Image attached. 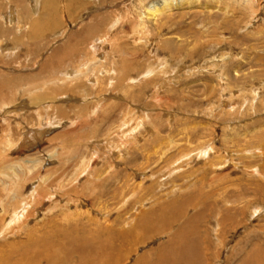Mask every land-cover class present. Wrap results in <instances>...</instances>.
<instances>
[{
    "label": "rangeland",
    "instance_id": "rangeland-1",
    "mask_svg": "<svg viewBox=\"0 0 264 264\" xmlns=\"http://www.w3.org/2000/svg\"><path fill=\"white\" fill-rule=\"evenodd\" d=\"M150 1L0 0V264H161L180 226L171 264H264V0H179L145 32ZM183 198L170 230L112 237Z\"/></svg>",
    "mask_w": 264,
    "mask_h": 264
},
{
    "label": "bare ground",
    "instance_id": "bare-ground-1",
    "mask_svg": "<svg viewBox=\"0 0 264 264\" xmlns=\"http://www.w3.org/2000/svg\"><path fill=\"white\" fill-rule=\"evenodd\" d=\"M178 1L179 0H152V1H150L148 4H147V13H145V14H141V16H140V18H138L139 19V22L140 23H136L138 26H141V27H143L145 24H147L146 23V19H147V17L148 18H150V19H157V17H159V16H161V15H164V14H167V13H169V11H172L174 8V5H176V4H178ZM170 22V21H169ZM168 22V23H169ZM34 25L35 26H38V24H37V21H35L34 22ZM136 27L137 26H135V29H136ZM146 27H148V29H149V26H146ZM145 27V28H146ZM144 28V27H143ZM142 28V29H143ZM143 29V30H145V32L147 31L146 29ZM137 32H138V36L139 35H142V33H141V30L140 31H138V29H137ZM143 32V31H142ZM167 41V40H166ZM99 42H101L100 40H99ZM163 42V41H162ZM164 43V42H163ZM162 43V44H163ZM166 43V42H165ZM170 44V43H169ZM165 47V46H164ZM172 47V46H171ZM98 48V47H97ZM98 50V49H97ZM86 64V63H85ZM77 68H81V65H78L77 66ZM77 70H79V69H77ZM81 70V69H80ZM104 70V69H103ZM73 71V70H72ZM78 72V71H77ZM76 72V73H77ZM104 72V71H103ZM68 72H66V74H67ZM75 72L74 73H68L70 76L69 77H71L72 76V74H76ZM146 75V74H145ZM68 77V76H67ZM68 77V78H69ZM132 81V80H131ZM55 117V116H54ZM48 120V119H47ZM53 121V120H52ZM52 121H51V119H49L48 120V125L49 124H53L52 123ZM56 121V120H55ZM141 121H138V123H140ZM55 123V122H54ZM45 125V124H44ZM140 124L138 125V126H136V128L139 130L140 129ZM141 126H143V124H141ZM49 127V126H48ZM41 128H42V131H43V126H41ZM145 128V127H144ZM137 133V132H136ZM44 134H45V132H44ZM131 134V133H130ZM34 134H30V135H28V139H35V136H33ZM43 135V134H42ZM125 138H126V140H125ZM125 138H121L120 139V141H122V142H126L127 141V137H125ZM129 139V138H128ZM26 141V140H25ZM29 141V140H28ZM122 142H120V143H122ZM124 145H125V143H124ZM127 145V144H126ZM119 146H120V144H119ZM117 149L118 150H120L121 149V147H118L117 146ZM110 153H112V155H113V152L111 151ZM207 156V155H206ZM94 157V156H93ZM94 162H95V158H92L91 160H90V162H88V163H85V165L84 166H86L84 169H82L81 170V172H80V175L82 176V174H83V172L85 173L86 171H88V168H89V166H90V164H94ZM216 162V161H215ZM116 164H118V162H116ZM85 170V171H84ZM64 173V172H63ZM95 174H93L92 175V173L90 174L92 177H96V176H101L102 175V172L100 173L99 171H98V173L96 174V172H94ZM62 174V173H61ZM84 175V174H83ZM63 177H64V174H63ZM59 178L60 179H62L61 178V175H59ZM59 179V180H60ZM98 178L96 177V180H97ZM205 184V183H204ZM203 184V185H204ZM48 185H50V189L48 188H46V189H44V188H42V187H40L39 189H35L36 191H37V196H39V197H42L43 198V195H51L52 197L54 196V195H60V198L62 199V198H65V197H67V201L69 202V204H71L72 202H75L74 204H75V206H76V204H83V200L81 199V201H80V198H78V199H76V198H74L73 196H72V194H70V192H68V191H66V189L63 191V188H61V192L60 193H58V192H56V191H53V193L51 192V183H48L47 184V186ZM94 185V184H93ZM202 185V186H203ZM206 185V184H205ZM204 185V186H205ZM57 186H59V185H57ZM35 187V186H34ZM61 187V186H60ZM133 188H134V186H133ZM136 188V187H135ZM139 188V187H138ZM137 188V189H138ZM33 189V190H34ZM77 189V187L74 189V190H76ZM32 190V189H31ZM69 190V189H68ZM95 190V189H94ZM35 191V192H36ZM78 192H80V190H77ZM34 192V191H33ZM46 193V194H45ZM195 193V192H194ZM193 193V194H194ZM36 194V193H35ZM212 194V193H211ZM22 195V194H21ZM34 195V194H33ZM98 195V194H97ZM96 195V196H97ZM200 195H202V194H199L196 198H199V197H201ZM35 196V195H34ZM45 197V196H44ZM83 196H81V198H82ZM143 197V196H142ZM13 198H15V197H13ZM46 198V197H45ZM45 198H43V199H45ZM203 198H205V195H204V197ZM201 199H202V197H201ZM206 199V198H205ZM76 200H79L80 202H78V203H76ZM93 200H94V198H93ZM185 199L183 198V199H181V200H173V201H171L170 203H166V204H162L161 206H159V208H157L156 210L154 209L153 211H143V212H141V214H138L137 215V217H135L134 219H136V221L135 222H129V223H131V224H129L130 226L126 229V228H120V229H115L114 231L115 232H113V234H112V237H115L116 238V242L121 246V247H123V246H125L128 242H136V241H140L141 243L142 242H147V240L148 239H150L151 237H152V235H154V234H157V233H161V232H163L164 231V229L166 230L167 228L170 230V227L172 228V226H173V222H170L172 219L173 220H175L176 219V216H178L179 214H181V211H182V208L184 209V204H185V201H184ZM28 201V200H27ZM192 200L190 199V201L189 202H191ZM203 201H205V200H203ZM35 202H37V201H35ZM143 202V201H142ZM187 202V201H186ZM94 203V202H93ZM145 203V202H144ZM26 204H27V202H26ZM25 203H19L18 205H17V207H16V211H14V215L15 216H17L18 214H19V217H20V213H22V217H25V214H26V212L27 211H29L28 210V207H24V209L26 210H24L23 208H20L21 207V205L22 206H25L26 205ZM29 204V203H28ZM20 206V207H19ZM28 206V205H27ZM11 207V206H10ZM76 209H77V207H75ZM243 208V207H242ZM12 209V208H11ZM69 210V209H68ZM181 210V211H180ZM216 210V209H215ZM214 210V211H215ZM218 211V210H217ZM240 211V210H239ZM11 212V211H10ZM76 212H78V211H75L72 215L74 216L75 214H76ZM63 213V212H62ZM67 213V212H66ZM161 213H165V214H161ZM240 213V212H239ZM69 214H70V212H69ZM107 214H109V213H107ZM106 214V215H107ZM126 214V213H125ZM215 214V213H214ZM31 214H29L28 216H30ZM15 216H12V217H14L15 218ZM28 216H26V217H28ZM60 216V215H59ZM174 216V217H173ZM18 217V216H17ZM70 217V216H69ZM197 217V216H196ZM56 218V217H55ZM61 218V217H60ZM22 219V218H21ZM127 219V218H126ZM20 220V219H19ZM109 220V219H108ZM10 221V220H9ZM123 221L125 222V220L123 219ZM12 222V221H11ZM19 222V221H18ZM8 223V222H7ZM136 223V224H135ZM120 224H122V223H120ZM119 224V225H120ZM114 225V224H113ZM172 225V226H171ZM63 226V225H62ZM118 226V225H117ZM55 227V226H54ZM108 227V226H107ZM159 227H160V229H159ZM181 228L179 229L180 231H178V232H174L172 235H171V237L169 238V240H168V242L166 243V244H164V245H161L160 247H158L157 249H156V257H157V262H158V259L160 260V261H162L161 262V264H163V262H168L169 264H171V261H176V263L181 259V253L182 252H184V250H185V252H186V250H190L189 249V245L192 243V242H195L194 240L195 239H193L192 238V234H191V231H189L188 230V232H186V229H187V226L186 227H184V226H180ZM55 228H57V227H55ZM54 228V229H55ZM62 228H64V226L62 227ZM73 228V227H72ZM112 228V227H111ZM196 228V227H195ZM58 230V229H57ZM57 230H56V232H57ZM178 230V229H177ZM59 231V230H58ZM109 231H112L111 229H109ZM55 232V231H54ZM97 232V231H96ZM165 232V231H164ZM193 233V232H192ZM65 235L63 236V238H67V240H66V243H71V240L74 238L75 239V237H72V238H70L69 237V234H71V232L70 231H68V233L66 232V233H64ZM110 233H108V235H109ZM110 234V235H111ZM51 235H52V233H51ZM71 236H72V234H71ZM62 238V239H63ZM132 238V239H131ZM47 239V238H46ZM61 239V240H62ZM94 239H96V238H94ZM32 240V239H31ZM119 240V241H118ZM94 241V240H93ZM95 241H97V240H95ZM47 242H48V240H47ZM107 243H108V240L106 241ZM43 243H44V241H43ZM99 245H100V240L97 242ZM101 243H103L102 241H101ZM110 243L111 242H109L108 244L110 245ZM112 243H114V242H112ZM107 244V245H108ZM94 245V244H93ZM103 245V244H102ZM107 245H105L104 244V246H107ZM109 245H108V247H109ZM178 246V248H176ZM181 248H180V247ZM90 247H91V245H90ZM103 247V246H102ZM102 247H100V249L102 248ZM77 249H78V247H76ZM113 248V244L112 245H110V248H108L107 249V251H106V254H107V256L108 257H111V259L113 258L114 259V255L116 256V254H117V252L116 251H109V249H112ZM170 248H173L175 251L174 252H172V250L170 249ZM46 249V248H45ZM93 249V248H92ZM105 249H106V247H105ZM192 249V248H191ZM99 250V249H98ZM115 250V249H114ZM24 251H26V250H24ZM101 251V250H100ZM78 252H81V251H78ZM113 252H115L116 254H114ZM166 252H169V253H166ZM99 253V252H98ZM149 253V252H148ZM153 253V252H152ZM95 254V253H94ZM103 254V253H102ZM154 254V253H153ZM96 255V254H95ZM119 255H121L122 256V254H119ZM194 255V254H193ZM192 255V256H193ZM256 255V254H255ZM97 256V255H96ZM92 257V256H91ZM102 257V256H101ZM96 258V257H95ZM100 258V257H99ZM119 258V257H118ZM117 258V259H118ZM100 259H102V258H100ZM141 260H143V262H145V260H144V257H142L141 258ZM190 260V259H189ZM8 261V260H7ZM82 261H84L83 259H82ZM93 261H95V259L93 260ZM98 261V260H97ZM104 261V260H103ZM80 262V261H79ZM85 262V261H84ZM106 263H107V261H105ZM136 262V261H135ZM183 262V261H182ZM194 262V261H193ZM8 263H9V261H8ZM7 263V264H8ZM12 263V262H11ZM150 263V262H149ZM167 263V264H168ZM189 263V262H188ZM112 264V263H111ZM158 264H160L159 262H158Z\"/></svg>",
    "mask_w": 264,
    "mask_h": 264
}]
</instances>
